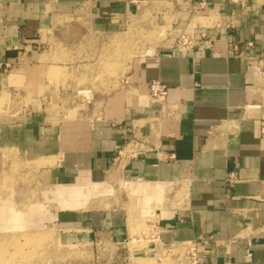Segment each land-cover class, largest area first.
<instances>
[{"label": "crops", "instance_id": "obj_1", "mask_svg": "<svg viewBox=\"0 0 264 264\" xmlns=\"http://www.w3.org/2000/svg\"><path fill=\"white\" fill-rule=\"evenodd\" d=\"M200 1L0 0V99L20 114L0 123V236L33 191L36 224L55 227L61 245L159 261L197 242L203 264H264V0ZM141 26L169 38L115 80L90 74L102 82L90 97H67L63 77L50 78L77 63L66 51ZM179 31L194 49L175 44ZM153 81L168 89L161 105L150 100ZM118 180L141 197L138 223L153 218L149 235L135 233L124 203L85 209ZM83 187L89 196L76 197Z\"/></svg>", "mask_w": 264, "mask_h": 264}, {"label": "rangeland", "instance_id": "obj_2", "mask_svg": "<svg viewBox=\"0 0 264 264\" xmlns=\"http://www.w3.org/2000/svg\"><path fill=\"white\" fill-rule=\"evenodd\" d=\"M138 25L140 26L141 24L137 23L133 26ZM141 28L139 32H137V29L133 31L134 29L131 28L126 34L116 36L115 38H98L95 40V43H93V48L91 45V49L85 47L76 48L69 52L66 51L65 56L67 57L69 54L68 58L70 61L78 60L77 63L73 65L71 70H60L56 68V70H53L56 71L53 72V75L57 76L51 75L50 78L58 79L63 77V81L58 83V85L60 84V91H65L67 93V97L74 99L78 97L81 99L90 97L91 94L88 92V87L92 86L93 88L96 84L102 83L99 81L87 80L90 74H108L109 77L115 80L124 73L126 66L130 64L132 60L137 59L139 55L147 51V47L150 48L149 52L152 53L153 46L162 45V43H165L166 39L169 38L168 35L170 30L166 28L157 29L153 27L145 28L142 26ZM72 51L75 53V58L72 56ZM88 63L92 66L84 67V64ZM53 82L54 83L51 84H54L55 87L57 81ZM16 83L15 85H18L20 88L22 83L19 81ZM115 85L116 83L113 82V86ZM28 86L31 88L30 83H28ZM80 91H84V93H79ZM70 102L71 100L68 101V104H70ZM8 106V96L7 98L2 96L0 99V123H7L10 120H14L16 117H20V114L9 113ZM8 181L9 180L6 181V186H8ZM25 183L28 185L26 177H24L21 184L25 185ZM86 189L87 188L83 187L82 190H80L81 193H75V196L77 197L80 195L82 197H88L91 191ZM71 193L72 191L70 194ZM99 193H101L100 197L97 195L95 196V193H93L95 197L93 195L91 197L90 195L91 206L88 204L85 206V209L97 207L110 211L112 209L119 211L122 203H124V208L128 209L131 223L133 226H136L135 228L138 227L135 233L150 234L151 223L149 222H153V218L147 215L145 216L144 214V220L138 223L137 220H140L139 217L134 216L139 215V212L144 213V209L138 208L140 204H137V200L141 198L140 196L133 193L127 195L123 183L119 180L115 182V184H111L107 187L104 186ZM71 196L73 195L71 194ZM29 200H32L35 204L41 200V195L33 191L32 193L22 195L21 199H18V209L11 210V213L16 211L18 224H16L15 229H11L9 225H6V227L2 229L5 230V233L1 231L0 264H138L142 261H146L147 264H186L185 255L187 250H185L184 246L174 248L173 253L164 249V255L159 261L148 260L140 255L134 257L136 261L133 257L131 258L127 255L124 257L120 256L121 252L118 246L61 245L57 240L59 237L55 227L36 224L38 220L37 217L40 216L39 213H41V211L43 212V210L32 207V204L28 203L30 202ZM70 207L73 208L72 206ZM31 214L33 215L32 217ZM21 217H24L23 221ZM10 229L11 231H9ZM131 261L132 263H130Z\"/></svg>", "mask_w": 264, "mask_h": 264}, {"label": "built area", "instance_id": "obj_3", "mask_svg": "<svg viewBox=\"0 0 264 264\" xmlns=\"http://www.w3.org/2000/svg\"><path fill=\"white\" fill-rule=\"evenodd\" d=\"M199 6L203 9L206 7L207 3L205 2V0L200 1ZM205 36V35H204ZM175 44L178 46H183L187 49H194L195 48V44L193 43V39L186 34V32L184 31H179V33L177 34L176 37V41ZM208 48V47H207ZM148 91H149V97L150 100L152 101V103L154 104H162L163 102L166 101L167 95H168V89L166 88V86H164L162 83H160L159 81H153L149 84L148 87ZM138 142H134V146L133 149H131V151L133 150V152L130 154V156H136L138 154ZM118 156H123L122 151H118ZM235 176L233 174L228 175L227 177V183H229L230 185H232L235 182ZM153 225L151 224L150 227V232H152L153 230ZM198 243L197 242H188L187 245H185L187 252L185 255V263L186 264H203L202 262V258L204 257L200 251H199V247H198ZM250 256V255H249ZM224 264H231V259L230 257L227 258V260L225 261Z\"/></svg>", "mask_w": 264, "mask_h": 264}, {"label": "bare ground", "instance_id": "obj_4", "mask_svg": "<svg viewBox=\"0 0 264 264\" xmlns=\"http://www.w3.org/2000/svg\"><path fill=\"white\" fill-rule=\"evenodd\" d=\"M138 259V258H137ZM137 261V260H136ZM146 263V261L145 262H139L138 264H145ZM5 264V263H4ZM147 264V263H146Z\"/></svg>", "mask_w": 264, "mask_h": 264}]
</instances>
